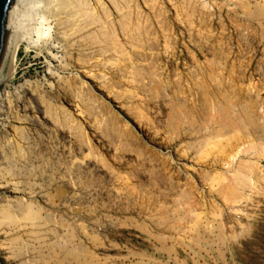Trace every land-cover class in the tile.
Segmentation results:
<instances>
[{"label":"rangeland","instance_id":"374dc122","mask_svg":"<svg viewBox=\"0 0 264 264\" xmlns=\"http://www.w3.org/2000/svg\"><path fill=\"white\" fill-rule=\"evenodd\" d=\"M48 1L23 0L18 33ZM128 1L140 33L126 25L90 73L57 22L4 69L0 264H264V0ZM68 81L91 99L68 98Z\"/></svg>","mask_w":264,"mask_h":264},{"label":"bare ground","instance_id":"6f19581e","mask_svg":"<svg viewBox=\"0 0 264 264\" xmlns=\"http://www.w3.org/2000/svg\"><path fill=\"white\" fill-rule=\"evenodd\" d=\"M51 1L50 0L48 1L49 6H47L50 8L48 9L46 7L43 10L44 12L46 11L48 12L47 14H49L50 18L48 19L49 17L48 15L47 17L43 15V17L47 18V19L44 18L43 21H46V20L47 21L43 22V24L41 22L40 23L41 27H39L37 30L34 27H32V29H35V32L33 30L32 31L34 33L30 32L32 35L36 34L37 39L32 38V36L31 38H29L30 36L29 32L28 34L27 32L22 33L21 31L18 33L19 27L17 28V21H16L17 31H16V37H15L14 49L6 65L9 71H11L10 69L14 67V59H15L16 54L19 52V47L21 46L22 42L24 40L26 42H30V45L28 43V46H30V48H32L33 46H36L40 42L47 43L49 41L48 39L51 38L53 34L54 28H56V26L54 27L55 22H57V29L59 30V36L57 39L60 43H65L64 47L66 49V54H68L69 57L73 61L76 60L74 61L76 62V65L79 66L80 68L87 70L88 73H90V69H91L90 67L87 66L91 61V55L95 53L98 56H103L105 53H107L111 45L114 43L115 37L125 32L126 25L132 23V27H134L133 32L135 34L140 33L139 32L140 27H139L138 22H135V23L133 22V18L135 16H138V13L133 9V4L131 1H128V0H108V1H105V0H56L55 2H53L54 0H51ZM93 2L95 5L93 4ZM20 7L21 5L19 6L18 13L20 11ZM17 17H18V14H17ZM51 20H54V21H51ZM44 23H47V24H44ZM129 38L131 41V45L135 44V46H137L138 44L137 35L135 37L132 34L129 36ZM131 48L132 47H130L129 51L121 53L122 59L130 60L132 63H137L138 57L135 53H131ZM142 48L144 49V47ZM124 67L120 69V72L114 81L115 87H119V81L126 78L125 73L127 72V70L123 72ZM129 70H131L130 74H135V76L137 75V71L135 68L131 69L130 67ZM7 77L6 75H4V70H3L2 73L0 74V83L1 81L3 82V80H5ZM60 87L64 89L65 92H67L68 98L71 97L72 99L75 98L78 100L86 99V98L87 100L91 99L90 98L91 95L89 96V94H87L89 93V89L88 88L86 89L87 93L85 92V90H81V88L78 87V83L76 81L61 82ZM107 88L111 91L112 86L108 85ZM39 96L40 98L43 99V96L38 93L36 88L32 89L30 98L34 100L36 97L39 98ZM8 101H9L8 104L10 106V100ZM86 102L87 101H85V106H87V108L89 109L90 103L88 102L86 103ZM50 106L51 105L47 107L50 108ZM51 109L53 110V107H51ZM49 112H52V111L49 110ZM220 113H221L220 111L216 112L213 118L219 117ZM226 113H228V111H226ZM230 114H233V112ZM174 116L176 115L174 114ZM196 116L201 117L202 113L196 114ZM247 121L252 126H254L253 120H251L249 117H247ZM112 124L115 125L116 122L113 121ZM230 130L231 129L228 128L227 133H229ZM214 133H217V132H214ZM225 134L226 133H224L223 135ZM219 135L220 134H218V136H212L208 138V140L206 141V144L209 147L215 146L216 142L218 141ZM127 137L124 139H127ZM120 143H123V140H120ZM7 191H6V188H4L2 191H0V193L6 194L8 193ZM63 193H64L63 191H60L59 195H62ZM30 215L32 214L27 212L23 215V218L24 219L30 218L31 217ZM9 216H10V213H6V217H9ZM185 217L186 215H184L183 217L182 212L177 210V211H173L170 214H165L163 219L164 221L173 220V219L182 220ZM13 218L14 216L11 215L10 220L17 221V218L16 220ZM21 226L25 228L24 224H20V227ZM58 254L59 253L55 254V263H58L61 260H63L62 264H65V260L67 259V257H65L66 255L59 256ZM68 255L73 256L72 260L73 261L75 260L76 254H68ZM87 262H88V259L85 260V263ZM10 264H15V263H10Z\"/></svg>","mask_w":264,"mask_h":264},{"label":"water","instance_id":"95a60500","mask_svg":"<svg viewBox=\"0 0 264 264\" xmlns=\"http://www.w3.org/2000/svg\"><path fill=\"white\" fill-rule=\"evenodd\" d=\"M23 0H0V74L14 49L16 18Z\"/></svg>","mask_w":264,"mask_h":264}]
</instances>
